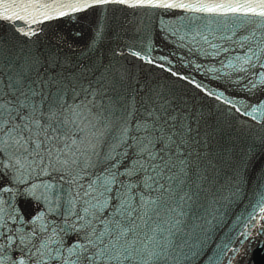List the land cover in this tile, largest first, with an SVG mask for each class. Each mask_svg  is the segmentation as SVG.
<instances>
[{"label": "snow or ice", "instance_id": "6c2138e0", "mask_svg": "<svg viewBox=\"0 0 264 264\" xmlns=\"http://www.w3.org/2000/svg\"><path fill=\"white\" fill-rule=\"evenodd\" d=\"M262 238L264 0H0V264Z\"/></svg>", "mask_w": 264, "mask_h": 264}, {"label": "water", "instance_id": "95a60500", "mask_svg": "<svg viewBox=\"0 0 264 264\" xmlns=\"http://www.w3.org/2000/svg\"><path fill=\"white\" fill-rule=\"evenodd\" d=\"M87 39V33L85 34V40ZM240 147H243L244 144L241 142ZM264 241V238H262ZM249 264H264V243L257 242L253 244L252 255L249 260Z\"/></svg>", "mask_w": 264, "mask_h": 264}]
</instances>
